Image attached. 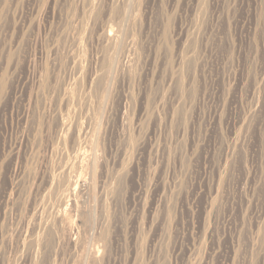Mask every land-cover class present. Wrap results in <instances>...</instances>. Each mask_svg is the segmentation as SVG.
Returning a JSON list of instances; mask_svg holds the SVG:
<instances>
[{"label": "rangeland", "instance_id": "1", "mask_svg": "<svg viewBox=\"0 0 264 264\" xmlns=\"http://www.w3.org/2000/svg\"><path fill=\"white\" fill-rule=\"evenodd\" d=\"M0 264H264V0H0Z\"/></svg>", "mask_w": 264, "mask_h": 264}, {"label": "bare ground", "instance_id": "2", "mask_svg": "<svg viewBox=\"0 0 264 264\" xmlns=\"http://www.w3.org/2000/svg\"><path fill=\"white\" fill-rule=\"evenodd\" d=\"M109 35V34H108ZM110 36V35H109ZM120 39V38H119ZM117 43V42H116ZM119 53V52H118ZM121 53V52H120ZM119 55V54H118ZM117 55V56H118ZM125 56V55H124ZM119 59V58H118ZM124 60V59H123ZM112 63V62H111ZM113 71V70H112ZM111 71V72H112ZM99 82V81H98ZM104 85V84H103ZM98 87V86H97ZM104 98V97H103ZM103 118V117H102ZM67 122V121H66ZM63 127V126H62ZM100 127V126H99ZM91 134V133H90ZM89 145V144H88ZM89 153V152H88ZM90 159V158H89ZM88 160V159H87ZM73 163V162H72ZM94 163V162H93ZM89 166V165H88ZM94 166V165H93ZM90 167H91V165H90ZM89 167V168H90ZM86 168V167H85ZM82 169V168H81ZM92 172V171H91ZM87 173V172H86ZM77 174V173H76ZM92 174V173H91ZM63 175V174H62ZM80 175H82V174H80ZM74 177V176H73ZM82 176H80V178H81ZM85 177V176H84ZM91 178H92V176H91ZM90 179V178H89ZM88 179V180H89ZM73 180V179H72ZM81 180V179H80ZM83 181H85V180H83ZM97 181V180H96ZM89 182H90V180H89ZM86 183V182H85ZM50 186V185H49ZM50 188V187H49ZM75 188V187H74ZM90 189H91V187H90ZM69 191V190H68ZM72 194V193H71ZM85 195V194H84ZM58 196V195H57ZM73 199V198H72ZM90 201V200H89ZM66 205V204H65ZM68 205V204H67ZM64 207V206H63ZM67 207V206H66ZM88 208V207H87ZM72 210V209H71ZM85 213V212H84ZM67 214V213H66ZM64 217H65V215H63ZM67 222H68V220H67ZM68 224H69V222H68ZM72 224V223H71ZM70 225V224H69ZM69 225H67V227L69 228ZM81 226V225H80ZM68 231H69V229H67ZM73 237H74V235H73ZM86 248V247H85ZM94 250V249H93ZM92 251V250H91ZM90 252V251H89ZM92 256H93V254H92Z\"/></svg>", "mask_w": 264, "mask_h": 264}]
</instances>
